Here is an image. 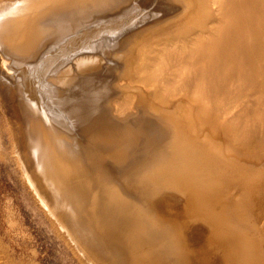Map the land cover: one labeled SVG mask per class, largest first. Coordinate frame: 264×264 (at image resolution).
<instances>
[{"label":"bare ground","instance_id":"6f19581e","mask_svg":"<svg viewBox=\"0 0 264 264\" xmlns=\"http://www.w3.org/2000/svg\"><path fill=\"white\" fill-rule=\"evenodd\" d=\"M261 42L264 0H23L0 21V138L81 264H264Z\"/></svg>","mask_w":264,"mask_h":264},{"label":"rangeland","instance_id":"374dc122","mask_svg":"<svg viewBox=\"0 0 264 264\" xmlns=\"http://www.w3.org/2000/svg\"><path fill=\"white\" fill-rule=\"evenodd\" d=\"M139 16L134 19L133 16L126 18V22L130 20L123 28L126 26L129 28L134 24H136L135 27H138L141 22L135 21L134 23V20L141 21L143 15ZM118 31L120 32V30L116 32ZM261 43V48L256 51V57H264V42ZM13 75L15 76L16 73ZM257 76L256 80L264 85V72L261 71ZM243 89L241 94H236L232 100L226 103L228 107L233 108L238 105V108L242 109L246 107L247 103L255 105L254 97L248 94L251 89H255L254 84H247ZM143 125L144 123L141 124L144 129ZM142 144L144 142L139 146V150L137 149L139 152L142 151L141 156L138 153L139 158L145 156ZM8 145V136L4 135L3 139L0 138V252L5 262L7 264H81L79 259L74 257L75 253L71 252L72 248L58 234L53 223L54 220L61 219V211L55 207L51 209L54 205L53 202L51 207L41 203L44 202L43 199L41 200V194L36 193L34 188L32 190L29 179L26 177V170L23 165L21 166L13 160ZM36 195L41 197L39 196L37 200ZM45 208L48 210L50 208L52 211L57 210L61 216L58 214L59 216L55 215L57 218H51L52 212L49 210L50 216L49 211L46 212ZM53 213L56 214V212Z\"/></svg>","mask_w":264,"mask_h":264},{"label":"clouds","instance_id":"9594fccd","mask_svg":"<svg viewBox=\"0 0 264 264\" xmlns=\"http://www.w3.org/2000/svg\"><path fill=\"white\" fill-rule=\"evenodd\" d=\"M23 5V0H17L16 5L7 12L0 13V21H3L7 16L11 15L12 13L18 11Z\"/></svg>","mask_w":264,"mask_h":264}]
</instances>
